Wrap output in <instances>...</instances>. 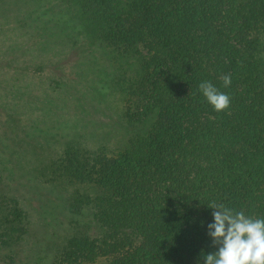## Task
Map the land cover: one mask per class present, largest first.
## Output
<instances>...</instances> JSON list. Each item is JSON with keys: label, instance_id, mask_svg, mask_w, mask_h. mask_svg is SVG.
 Returning a JSON list of instances; mask_svg holds the SVG:
<instances>
[{"label": "trees", "instance_id": "obj_1", "mask_svg": "<svg viewBox=\"0 0 264 264\" xmlns=\"http://www.w3.org/2000/svg\"><path fill=\"white\" fill-rule=\"evenodd\" d=\"M263 36L264 0H0V264H202L207 204L264 218ZM105 76L128 134L111 152L79 129ZM202 81L230 105L215 111ZM32 182L91 188L46 258L28 239Z\"/></svg>", "mask_w": 264, "mask_h": 264}, {"label": "rangeland", "instance_id": "obj_2", "mask_svg": "<svg viewBox=\"0 0 264 264\" xmlns=\"http://www.w3.org/2000/svg\"><path fill=\"white\" fill-rule=\"evenodd\" d=\"M53 4L61 3V0H51ZM81 38L84 41L79 42L80 47L85 46V36L84 33L81 34ZM82 45V46H81ZM263 46V57H264V36L262 41ZM95 52L94 54H96ZM97 55H99L97 53ZM111 58L107 60L105 64L108 65L111 70H120L118 67L122 69H126L127 71L133 68L132 61L126 58H120L115 60L112 58L111 54L109 55ZM105 59V58H104ZM103 62V60H100ZM110 64V66H109ZM129 72V71H128ZM97 74V73H96ZM98 76V74H97ZM92 74L88 75L85 79H89ZM107 85L106 81L102 80L98 85L100 87V91L103 93V103L99 102V109H96L92 105L90 109L85 107V109H81V118L82 121L79 122V129H84L86 131L85 138L88 143L92 146H101L104 147L108 152L114 151L117 148H121L124 146L128 140L127 130L125 128L124 122L120 118V106L122 104V96L118 91L117 86L115 85L114 79L112 77H107ZM95 82V81H93ZM98 82V80H96ZM85 83V81H83ZM87 84V83H86ZM97 84V83H96ZM103 84L105 87H101ZM114 89V90H113ZM81 91V90H80ZM85 89H82V92ZM81 92V93H82ZM96 98H99L100 95L95 93ZM121 97V98H120ZM98 101L94 99V104L97 106ZM70 130L67 128L56 129L54 131L55 139L60 143H63L66 139H68V134ZM90 134L87 136L88 133ZM91 132V133H90ZM72 137V136H71ZM60 143H54L51 146L52 153L56 150H60L61 145H56ZM32 187L29 186L30 196L28 198V202L26 205V210L29 213V242L33 244L36 248L37 245L40 246L39 250L43 249L39 254L46 258L52 250L51 248L58 246L61 244L65 237L67 236V231L70 223V214H69V196L74 193L75 190L80 191H91V188L85 185H65L63 183H42L37 186L34 182L30 183ZM39 195L43 198H47L50 202L46 201V199L42 201L43 209L45 210L44 216H39L38 212L33 210L37 208V198ZM40 197V198H41ZM45 201V202H44ZM37 249V252H38Z\"/></svg>", "mask_w": 264, "mask_h": 264}, {"label": "clouds", "instance_id": "obj_3", "mask_svg": "<svg viewBox=\"0 0 264 264\" xmlns=\"http://www.w3.org/2000/svg\"><path fill=\"white\" fill-rule=\"evenodd\" d=\"M223 86L231 85V76H223ZM199 90L217 112L230 105V97L210 81H202ZM212 222L207 224V234L215 250L202 252V264H264V218L247 216L224 204L210 202Z\"/></svg>", "mask_w": 264, "mask_h": 264}]
</instances>
